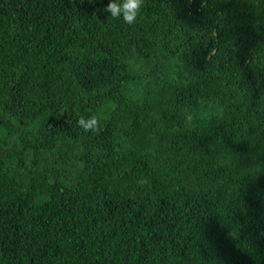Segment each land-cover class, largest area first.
Wrapping results in <instances>:
<instances>
[{
  "label": "trees",
  "instance_id": "trees-1",
  "mask_svg": "<svg viewBox=\"0 0 264 264\" xmlns=\"http://www.w3.org/2000/svg\"><path fill=\"white\" fill-rule=\"evenodd\" d=\"M108 2L0 0V264H264V0Z\"/></svg>",
  "mask_w": 264,
  "mask_h": 264
},
{
  "label": "clouds",
  "instance_id": "clouds-1",
  "mask_svg": "<svg viewBox=\"0 0 264 264\" xmlns=\"http://www.w3.org/2000/svg\"><path fill=\"white\" fill-rule=\"evenodd\" d=\"M143 7V0H109L103 12L108 14V20L122 21L127 25L137 23ZM98 115L79 116L77 124L83 132H96L99 129Z\"/></svg>",
  "mask_w": 264,
  "mask_h": 264
}]
</instances>
